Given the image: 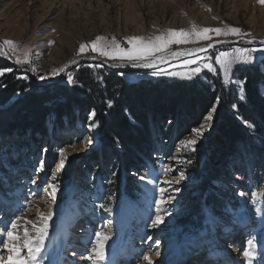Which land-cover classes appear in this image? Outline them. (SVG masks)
Returning <instances> with one entry per match:
<instances>
[{"label": "rangeland", "instance_id": "obj_1", "mask_svg": "<svg viewBox=\"0 0 264 264\" xmlns=\"http://www.w3.org/2000/svg\"><path fill=\"white\" fill-rule=\"evenodd\" d=\"M193 24L199 28L238 27L251 35L238 39L216 37L210 33L212 41L172 44L164 52L136 62L143 64L155 57H168L157 60L154 67H133L127 60L92 59L94 54L90 51L76 56L81 43L88 44L97 36L108 40L115 37L127 47V37L147 39L166 34L168 29L190 31ZM5 39L19 46L18 54L24 48L31 49L30 66L17 65L14 59L3 56L0 58L13 64L18 79L25 80L32 88H52L59 84L76 87V71L81 66H89L96 70L106 68L126 72L124 78L129 82L161 78L180 82L218 79L226 90L233 88L238 100L242 101L245 93L243 85L236 80L237 71L264 60V44L261 43L264 41V5L258 0H0V41ZM248 39H254L255 43H246ZM216 40L228 42L216 44ZM208 43H213L214 47L199 53L201 59L197 64H184L186 59L195 56H169L171 52ZM241 48L257 51L252 53V63L233 65L227 82L218 65L214 64L215 73L203 68V63L209 62L206 57L214 63V57L220 51L232 52ZM74 58L77 64L70 63ZM65 64L68 65L65 72L52 74L53 69ZM197 66L202 69L199 74L192 79L184 78ZM153 72L161 74L153 75ZM7 73L0 76V81ZM69 75L74 83L68 82ZM2 89L0 87V91ZM261 93L264 96V87ZM20 98L18 94L6 106L0 107V233L18 218L38 222L40 213L51 212L45 250L41 254L42 264H91L83 257L89 255L95 232L101 230L109 232L110 238L105 243V259L100 264H144V255L157 258L159 263H165L171 257L179 264H189L204 252L208 257H214L212 260L204 257L208 264H246L243 250L253 236L256 237L253 264H264V194L255 200L252 197L253 192L264 193V168L252 161L248 178L231 176L244 184L238 185L223 177L212 182L214 189L203 198H198L200 191L196 179L185 170L194 163L199 146L210 137L217 104L210 126H205L194 151H179V140L175 145L170 143V147L158 150L153 160L138 171L125 173L115 152L121 148L113 142L110 143L112 150L105 158L101 157L104 143L100 139L99 125L91 115L95 127L86 128L76 119L70 123L69 119H59L52 113L46 127L48 132L44 135L12 129L11 117L5 112ZM59 120L64 128L58 127ZM241 123L261 145L259 137L250 132L248 123ZM201 124H205V120L194 128ZM88 127L96 134L88 137ZM192 135L191 131L182 140L192 138ZM86 138L92 143H85ZM62 149L67 159L54 181L58 189L53 203L49 195L51 189L45 191V188L51 181ZM40 161L45 163L43 171H38ZM165 168L169 169L167 174H164ZM40 173L44 175L42 180ZM181 173L184 178L178 184L166 183ZM160 188L165 189V199H172L163 206V222L152 228L151 220L157 214L156 201L161 199ZM101 204L111 210L105 211L99 207ZM253 221L255 225L248 224ZM28 227L31 229V225ZM71 230L75 232L71 233ZM220 237L224 244L219 243ZM227 245L231 246L230 251H226ZM72 252L76 255V263L71 261ZM224 252L223 263L220 257ZM214 254H220L218 260ZM0 255L7 256L2 246ZM22 255H27L26 250Z\"/></svg>", "mask_w": 264, "mask_h": 264}, {"label": "trees", "instance_id": "obj_2", "mask_svg": "<svg viewBox=\"0 0 264 264\" xmlns=\"http://www.w3.org/2000/svg\"><path fill=\"white\" fill-rule=\"evenodd\" d=\"M0 68L12 69L0 81L3 87L0 107L21 95L5 112L11 117L12 129L44 135L52 113L59 119H69L70 123L76 119L86 127L94 122L90 115L95 112L93 119L99 125L104 143L101 157L105 158L112 150L110 143L113 142L121 148L115 152L125 173L138 171L152 161L158 149L177 144L204 121L216 104L210 137L199 146L194 163L185 168L196 179L198 198L210 195L214 189L212 182L223 177L238 185L244 184L231 176L248 178L252 161L264 168V96L261 93L264 60L237 71L236 80L244 87L242 101L233 88L226 90L218 79L180 82L161 78L129 82L124 78L126 72L81 66L75 73L76 87L59 84L52 88H32L25 80L18 79L16 67L10 62L0 58ZM239 119L252 125L250 132L259 137L261 145L252 139ZM59 123V128L65 127L62 120Z\"/></svg>", "mask_w": 264, "mask_h": 264}, {"label": "snow or ice", "instance_id": "obj_3", "mask_svg": "<svg viewBox=\"0 0 264 264\" xmlns=\"http://www.w3.org/2000/svg\"><path fill=\"white\" fill-rule=\"evenodd\" d=\"M258 2L264 5V0H258ZM210 11V9H208ZM210 33H214L216 37H228L234 36L238 39H244L245 37L250 36V33L243 32L238 27L226 26L225 28H199L197 25L193 24L191 30H174L168 29L166 34L157 35L150 38L144 37H127L126 43L127 47L122 46L121 42L118 41L115 37H112L110 40L103 36H97L94 40H92L88 44L81 43L76 51V56L79 57L82 54H86L89 51L93 53L92 59H106L111 61H124L132 63L133 67H154L157 60L163 61L168 57L159 56L155 57L152 60H147L143 64L136 63L139 60H144L147 56H154L157 52H164L165 49L169 48L172 44H198L200 41H212L213 36ZM227 40H216V44H224L227 43ZM248 44L255 43L254 39H248L245 41ZM264 44V41H261ZM214 47L213 43H208L206 46L193 47L190 49H185L182 51H176L169 53L171 57H193L194 59H186L184 61L185 66L197 64L201 59L199 57V53L207 52L208 49ZM19 46L12 40L5 39L0 41V56L14 59L17 65H31V49L24 48L17 53V49ZM257 51V49H233L232 52L220 51L214 57V63L211 58H205L209 62L203 63V68L207 69L209 72L215 73L217 72V68L214 66H219V71L223 73L225 81L227 82L229 78V74L233 69V65L235 64H250L253 61L252 53ZM71 64H77L78 61L74 58L70 61ZM67 64L64 66L53 69L52 74H58L65 72ZM33 71L35 69H32ZM201 67L197 66L190 70V73L185 74L186 79H192V77L201 72ZM11 68H0V76H3L7 72H11ZM153 75H159L160 72H153ZM170 75H177V73H169ZM26 78V77H25ZM44 77H41L43 79ZM68 82L74 83V79L71 75L68 76ZM243 99V97H241ZM215 108H212L208 115L204 118L205 124H201L200 127L192 129V138H186L179 142L177 146L179 151L183 150H192L194 151V145L196 144L197 139L203 134V130L206 125L210 126V123L213 118V112ZM91 116H95V112L91 113ZM247 123V122H246ZM95 123L90 125V127H95ZM248 127H252L251 124H248ZM85 143H92L90 138L85 139ZM60 159L56 163L55 169L52 170L51 173V181L48 183L45 191L51 189L49 195L51 196V200L54 203L56 199V191L58 189V185L54 182L56 181L57 175L62 171L65 165V161L67 159L66 152L62 149L59 153ZM190 163V161H187ZM45 168L44 161H40L38 171H43ZM164 174H167L169 169L165 168ZM183 173L178 178L173 179L172 181L166 183H179L182 180ZM35 183V181H33ZM159 192L161 194V199L156 201V211L157 214L155 218L151 220L150 226L152 228H156L160 223L163 222L164 216L161 215L163 210V206L170 202L172 197L164 198L165 189L160 188ZM264 193L253 192L252 197L257 199L260 195ZM105 211H110V208H106L104 204L99 206ZM167 214V213H165ZM52 216L51 212L48 213H40L38 222H33L31 220H27L24 217L18 218L17 221L11 223V227H6L5 230L0 233V246H2V250L6 251L7 256L0 255V264H42V253L45 250V239L48 236L49 231V220ZM28 225H31V229H29ZM110 238V233L101 230L95 232L93 246L89 255L83 257L84 259L91 262V264H100L101 261L105 259V243ZM151 240V237H148ZM26 250L27 255H22V253ZM243 257L246 260V264H253V261L256 258V237H251L247 242V247L243 250ZM144 261L147 264H152L151 257L149 255H144Z\"/></svg>", "mask_w": 264, "mask_h": 264}, {"label": "bare ground", "instance_id": "obj_4", "mask_svg": "<svg viewBox=\"0 0 264 264\" xmlns=\"http://www.w3.org/2000/svg\"><path fill=\"white\" fill-rule=\"evenodd\" d=\"M94 134H96L95 132H94V130L92 129V128H89V131H88V137H91L92 135H94ZM44 178V175L42 174V173H40L39 174V179H43ZM248 224H256V222L255 221H253V222H249ZM239 230H240V228H239ZM75 231H73V230H71V233H74ZM223 239L220 237L219 238V243L220 244H222L223 243ZM223 247V246H222ZM230 247V245H227V247L226 248H229ZM205 254V255H204ZM72 256L73 257H75L76 255H75V253L73 254V252H72ZM150 256V255H149ZM222 257H221V260L220 261H222L223 263L225 262V257L223 256V255H221ZM204 257L205 258H207V259H210V260H212L214 257L213 256H211V257H208V255H207V253H203V254H201V256H198V257H196V258H194V259H192V260H190L189 261V264H208L209 263V261L207 262V260L206 259H204ZM151 260H152V262H153V264H179V262L177 261V260H175V259H172L171 257L167 260V262H165V263H159V261H158V259L157 258H155V257H151ZM75 262H77V260L75 259L74 260ZM79 262V261H78ZM221 262V263H222ZM144 264H147V262L146 261H144Z\"/></svg>", "mask_w": 264, "mask_h": 264}]
</instances>
